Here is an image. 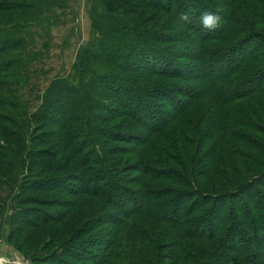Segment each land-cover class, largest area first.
<instances>
[{
	"label": "rangeland",
	"instance_id": "374dc122",
	"mask_svg": "<svg viewBox=\"0 0 264 264\" xmlns=\"http://www.w3.org/2000/svg\"><path fill=\"white\" fill-rule=\"evenodd\" d=\"M157 1L0 0V41H17L0 50V264H57L60 259L85 264L69 257H83L84 248L104 258L103 242L92 247L87 241L112 232L101 217H119L116 208L97 193L82 190L80 184L90 177L104 181L114 176L134 192L143 190L139 181L145 179L156 190L170 189L172 194L164 196L167 201L179 191L197 194L191 197L231 192L236 198L231 206L221 208L224 215L216 219L223 221L219 228L226 226L228 215L236 229L247 234L246 216L264 226V92L256 90L217 113H209L201 98L193 110L187 108L179 116L170 102L184 103L189 93L207 91V79L200 73L207 57L197 58L200 49L226 50L238 60L245 47L264 51V0ZM186 2L191 14L208 11L221 16L219 28L212 30L217 39L205 43L192 24L183 21L177 7ZM240 16L247 20V30L244 24L232 22ZM233 24L235 29L227 28ZM186 40L196 43L195 48ZM118 45L137 53L152 48L165 61L152 69H133L131 56L114 60ZM223 65L215 72H226ZM245 66L235 75L236 91H243L240 83L246 90L264 87V80L256 82L254 72L245 71ZM81 82L87 84L85 95L77 92ZM118 83L125 89L145 87L152 95L151 108L167 117L176 112L179 118L149 133L141 125L148 114L127 105L130 94L117 91ZM73 86L74 93L69 90ZM62 105L81 109L83 116L77 122V114L61 120ZM240 118L249 123L236 124ZM78 130L90 138L73 142L69 135L75 131L78 136ZM91 144L102 155L100 165L87 158ZM53 152L58 154L51 162L53 169H45L44 160ZM103 164L111 167L100 168ZM57 178L68 184L26 190L30 183L51 179L56 183ZM176 180L182 183L177 186ZM211 204L207 201L193 216L184 213L183 219L206 217ZM128 221L106 256L108 264H260L246 261L216 238L190 237L149 215ZM16 225L20 229H14ZM141 231L153 234L151 244L138 237ZM242 243L240 247L246 244ZM254 244L258 243L253 240L250 246Z\"/></svg>",
	"mask_w": 264,
	"mask_h": 264
},
{
	"label": "trees",
	"instance_id": "16d2710c",
	"mask_svg": "<svg viewBox=\"0 0 264 264\" xmlns=\"http://www.w3.org/2000/svg\"><path fill=\"white\" fill-rule=\"evenodd\" d=\"M154 1L156 3L158 2L157 0H154ZM170 1L171 3L172 2L174 3L176 0H170ZM18 4H19L18 2L15 3V5H18ZM11 5H14V4H11ZM173 5L174 4H171V6L169 7L172 8ZM184 5L187 8V10L184 9ZM209 6L211 7L210 4ZM181 10H183V12ZM192 10H193L192 7L188 6L187 2L182 3L180 6L178 5L177 7V12H179L182 17H185L183 21L191 23L192 24L191 26L193 27V29L198 31L203 36L201 40H203L205 43H207V41L214 40L217 36L215 32L212 33L214 30L208 31L206 29H203L200 25V21L195 22L192 19V17L199 18L201 13L195 11V13L191 14ZM188 11H190V14L187 13ZM241 21H243V23H240ZM232 22L234 24H238V26H241V24H244L245 29L247 30L246 28L247 20H245V18L240 16L239 20L235 18ZM234 24L232 26L231 25L228 26L227 28L235 29L233 27ZM186 41L191 45V47L193 45V48H195L196 43H192L190 42V40H186ZM13 42L17 43L16 40L13 41L8 38H3V41H0V50L7 48ZM245 44H249V43H245ZM118 46L119 47H117L115 52H113L114 60L116 62L118 61L120 62L121 59L131 56L133 59L130 62V67L133 69L134 68L137 69L138 67L140 68V66L142 68L144 67L147 69H152L149 67H152L153 65H156V64H163L165 61V59L163 58L164 55H162L161 52L157 50H153L152 48H147L146 49L147 51L144 50L143 52L137 53L136 51H133V50H127V49L124 50L125 45H123V47L121 45H118ZM200 50H201V54H200ZM200 50L197 53V58L199 56H200L199 59H201V57H203V59L204 57H207L205 68L201 70L200 73L205 75L207 79V83H205V85L208 89H206L207 91L201 90L198 94L197 92L189 93L188 94L189 98L184 103L183 101H181V99L180 100L178 99L170 100V102H172L173 105L175 106L174 110L176 112L179 111L178 112L179 116L180 114H182V111L186 110L187 108L189 109L191 108V110H193L196 107V105H193V104L197 101V99H201V98L205 99V101L203 102V105H206V110L209 113L211 112L217 113L218 111L225 112L226 110H229L238 100L242 98L244 99L245 97H249L256 90L257 91L260 90L264 92V87L257 88V86H255V88H249L246 90L244 89L246 87L243 88L241 83L239 84L238 87L243 89V91L241 90L237 92L236 88H237L238 80L235 78V75L238 72L239 73L242 72L241 68L244 67V65L246 64L247 67L245 66L244 70L245 71L251 70L252 72H254V73L252 72L251 73L255 75L256 82L263 81L264 80V51H260L257 48L249 49L245 47L242 52L243 54L242 57L240 58V60H238L230 56V53L226 50L221 51V49H217V50L210 51L211 50L210 48L200 49ZM224 52H227L228 54L227 56L225 55V57L223 56L224 54H226ZM230 52L234 54L233 51H230ZM222 64H224L223 66H225L226 72H222L219 74L216 73L215 72L216 66L222 65ZM166 66L168 67L169 70L172 68L171 65H166ZM252 83L253 81L249 82L248 84H252ZM80 85L81 87L77 92L82 95H85L86 89L84 85H87V84H84V82H81ZM115 88L119 92H124V94L132 95V96L129 95V97L127 98L126 103L128 106H130L129 103H131L135 108L139 107L140 110L148 114V120H145V121L141 120L142 121L141 125L149 133H153L154 131L162 129L163 127L166 126V124L170 123L171 120H174L178 116V115L176 116V112H175L173 113L171 117H167L168 114H165L164 112H158L153 107L151 108V106L148 104L151 101L152 95H148L149 93L146 92L147 89L143 86L136 85L135 87L125 89L124 86L118 83L117 87ZM69 90H71L72 93H74L75 87L74 86L69 87ZM141 92H143V94H141ZM136 94H138V96ZM167 97L174 98V96L171 93H168ZM64 104L66 105L67 103L64 102ZM62 106L63 107L60 110L61 112L60 114L63 115V119L61 120H64V121L66 119L71 120V117L73 116V114H77L76 116H74V118L76 119L78 118L76 120L77 122L78 120H80V117L83 116V111L81 109L80 111L79 110L73 111L71 108L67 106L66 107L64 105ZM132 115L135 116L133 113ZM246 115L247 114H245V118L248 119ZM88 117H90V115H88L86 118ZM246 119L240 118V121L236 120V124L245 125V122L249 123V120H246ZM222 121L223 120L221 119V122ZM78 132H80L78 136H75V131L73 133H70L69 137L71 140H73V142L75 141L76 138L77 139L79 138L89 139L90 138L86 132L84 133V135L80 130H78ZM144 141L146 140L144 139ZM23 144L24 143H22V145ZM90 147L92 149L90 150V153L87 156V158L90 160L92 159L94 163L97 162L98 164L99 159H101L100 157H102V155L100 151L96 149L95 144L94 146H92L91 144ZM24 150L25 148L19 150V153L23 154ZM57 155L58 154L53 152L51 154V157L45 158L47 160V161L44 160L45 169L46 168L50 170L53 169L54 165L51 164V162L57 159L58 157ZM101 166L102 167L100 166L99 167L100 168H104V166L111 167V165L109 164L107 165L103 164ZM55 169L57 168L55 167ZM99 178L100 176L94 177V178L90 177L88 182H86V184L81 183L80 185H81L82 190H88L89 192L97 193V195L103 198L107 203L111 204L113 207L116 208L117 214L115 215H117L116 217H119L118 219H115V217L111 214L101 217L102 218L101 221H103L104 224L109 223L108 226H112L113 228L112 232L111 233L109 232L108 234L105 233L104 235L100 236L98 239L96 238V239L87 241L89 245L92 247H97L99 243L103 242L104 246L102 247V250L101 249L100 250H101V254L104 252L105 257L101 259V257H98L99 255L95 254L92 251V249L84 248L82 250L85 252L84 253L85 255H83V257H79L78 255L74 254V255L69 256L70 258H73L74 260H77L82 263L84 262L85 264H108L106 263L105 259L107 255L111 254L113 247L116 245V242L119 241L120 233L117 234L118 231H120L122 227L125 228L128 226L129 224L128 220L130 217L135 216V215L145 214V215H149L150 218H152V220H155V222H158L159 224H162V225L165 224L166 226L167 224L168 225L172 224L177 229L184 230L185 234L189 235L190 237L191 236L193 237L202 236L204 238H210V239L216 238L217 240H219L222 244L226 245L227 247L237 250L239 254L245 257L246 261L251 262V263L264 264V226L260 225L261 223L256 222L254 218L250 220L249 216H246L245 219L247 223L246 225L248 226V230L250 234L249 235L247 234V232H245V230L244 231L237 230L236 223L233 222L232 218H229L230 215H228L226 226L219 228L220 223H222L223 221L218 222L216 219L218 216L219 218L221 217L222 219L224 215L223 209L221 208H223V206L225 207L231 206L233 202L231 199L234 200L236 198L234 194H230L231 192L224 193V192L214 191L212 192L213 195L200 192V195H198L199 197L197 196L191 197L197 194H193L192 192L182 193L179 191L175 195L174 199H172L171 201H167L164 199V196H170L172 194V193H169L170 189L168 190V188L166 187H161V188L156 187L157 188L156 190L153 184L152 183L148 184L145 181V179H141L139 181V184L141 185L143 190L141 191L137 190L136 192H134L120 185L116 181V177L114 176L109 179L107 177L106 178L104 177L105 178L104 181ZM57 179L59 180L56 181V183H52L53 182L52 179L50 181H38V182L30 183L31 186H28L26 190L38 192L40 191V189L42 190L46 187H51L55 185H58V186L60 185L62 187L63 184H68L67 181L65 182L60 178H57ZM117 180H120V179L117 178ZM179 181L180 180H176L177 186L182 183V181L181 183ZM13 182L15 181L13 180ZM184 182L189 183L190 181L185 180ZM91 183H96V187L94 188L93 186H91ZM257 183H260V181H258ZM77 187L78 186L74 183V188H77ZM243 189H245V187ZM19 190H20V186H18V191H17V188L15 189L17 193L19 192ZM173 192L176 193L175 191ZM84 193H87V192L84 191ZM238 194H241V191H239ZM207 201L211 202L212 204L210 205V208L205 212L206 217H197V218L193 217L187 220L183 219L184 213L187 214V216H193L194 213L197 212L199 208L206 205ZM241 206L244 207V205H241ZM16 220L20 221L19 219H16ZM27 221H28V217H27ZM114 226H117L119 228L116 229ZM14 229L17 230L20 228L19 226L16 225ZM136 231H139L138 226H137ZM258 231H263V233L258 234L257 233ZM138 237L140 239L147 240L149 244H151L150 240H153V234L151 232L148 234V233H143L141 231ZM253 240H255L258 243V244H254V248L250 246L253 243ZM243 241H245L246 244L245 246L243 245V247H240V245L243 244L242 243ZM152 247L153 246L149 248L152 249ZM141 262H143V260H140V262L138 263H141ZM56 263L57 264H73L72 262L65 261V259H60Z\"/></svg>",
	"mask_w": 264,
	"mask_h": 264
},
{
	"label": "clouds",
	"instance_id": "9594fccd",
	"mask_svg": "<svg viewBox=\"0 0 264 264\" xmlns=\"http://www.w3.org/2000/svg\"><path fill=\"white\" fill-rule=\"evenodd\" d=\"M182 19H185V17H182ZM221 20L222 18L220 15H217L214 12H208V11L201 13L199 17L201 27L208 31H212V30L219 28L221 24Z\"/></svg>",
	"mask_w": 264,
	"mask_h": 264
}]
</instances>
